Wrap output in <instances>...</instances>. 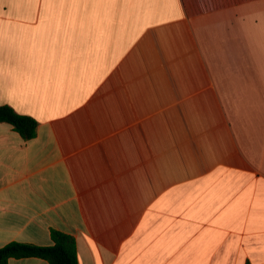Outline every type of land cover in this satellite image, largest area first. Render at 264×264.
<instances>
[{"label":"crops","instance_id":"crops-1","mask_svg":"<svg viewBox=\"0 0 264 264\" xmlns=\"http://www.w3.org/2000/svg\"><path fill=\"white\" fill-rule=\"evenodd\" d=\"M4 104L0 248L264 264V0H0Z\"/></svg>","mask_w":264,"mask_h":264},{"label":"trees","instance_id":"trees-1","mask_svg":"<svg viewBox=\"0 0 264 264\" xmlns=\"http://www.w3.org/2000/svg\"><path fill=\"white\" fill-rule=\"evenodd\" d=\"M0 122L10 123L24 139L37 136L39 122L32 116L17 112L12 106L0 105ZM52 245L12 241L0 248V264L11 258L39 257L50 264H79L77 242L73 235L52 229ZM250 264V263H248Z\"/></svg>","mask_w":264,"mask_h":264}]
</instances>
